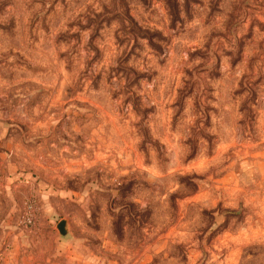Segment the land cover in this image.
Wrapping results in <instances>:
<instances>
[{
    "label": "rangeland",
    "instance_id": "obj_1",
    "mask_svg": "<svg viewBox=\"0 0 264 264\" xmlns=\"http://www.w3.org/2000/svg\"><path fill=\"white\" fill-rule=\"evenodd\" d=\"M0 264H264V0H0Z\"/></svg>",
    "mask_w": 264,
    "mask_h": 264
},
{
    "label": "water",
    "instance_id": "obj_2",
    "mask_svg": "<svg viewBox=\"0 0 264 264\" xmlns=\"http://www.w3.org/2000/svg\"><path fill=\"white\" fill-rule=\"evenodd\" d=\"M57 230L60 235L65 236L67 233L66 222L65 221L60 222L57 226Z\"/></svg>",
    "mask_w": 264,
    "mask_h": 264
}]
</instances>
